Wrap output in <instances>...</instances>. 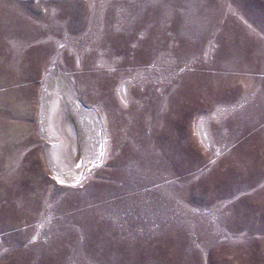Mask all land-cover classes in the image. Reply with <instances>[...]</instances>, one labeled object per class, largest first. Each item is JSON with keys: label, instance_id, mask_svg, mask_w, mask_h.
Listing matches in <instances>:
<instances>
[{"label": "rangeland", "instance_id": "rangeland-1", "mask_svg": "<svg viewBox=\"0 0 264 264\" xmlns=\"http://www.w3.org/2000/svg\"><path fill=\"white\" fill-rule=\"evenodd\" d=\"M0 264H264V0H0Z\"/></svg>", "mask_w": 264, "mask_h": 264}, {"label": "bare ground", "instance_id": "bare-ground-1", "mask_svg": "<svg viewBox=\"0 0 264 264\" xmlns=\"http://www.w3.org/2000/svg\"><path fill=\"white\" fill-rule=\"evenodd\" d=\"M59 102H60V100L59 101L57 100V102H55V99H54V100H51L50 102L47 103V105L45 106V112H44L46 118H44V119L48 123V131H49L48 133H50L51 138L52 139L54 138V140L59 142L60 148H59V151L57 152L56 156H57V159L59 158V160H60V158L62 159V157L64 156V152H65L64 150H66V148L69 147V141L71 142V140L68 136L69 134H68L67 130L65 128H63V126H62L63 125L62 121L59 120L60 119L59 115H60V111H61V106H59L60 105ZM50 124H51V126H50ZM52 133L54 136L52 135ZM68 151H69V149H68ZM61 153H62V157L60 156ZM63 158L65 160V157H63ZM62 160H60V162ZM61 164L64 165V163H62V162H61ZM66 168L69 169L70 171L75 170L74 168H72V166H70V167L66 166ZM65 171H67V170H65ZM62 173H64L66 176L68 175L65 172H62Z\"/></svg>", "mask_w": 264, "mask_h": 264}, {"label": "water", "instance_id": "water-1", "mask_svg": "<svg viewBox=\"0 0 264 264\" xmlns=\"http://www.w3.org/2000/svg\"><path fill=\"white\" fill-rule=\"evenodd\" d=\"M72 143L69 141V147H67L70 151L72 150ZM75 157H76V155H75Z\"/></svg>", "mask_w": 264, "mask_h": 264}]
</instances>
